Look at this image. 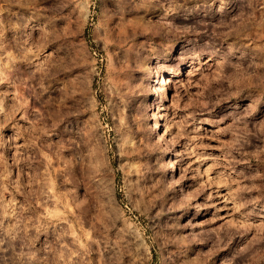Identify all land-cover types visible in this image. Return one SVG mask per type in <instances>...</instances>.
Returning a JSON list of instances; mask_svg holds the SVG:
<instances>
[{"label": "rangeland", "instance_id": "1", "mask_svg": "<svg viewBox=\"0 0 264 264\" xmlns=\"http://www.w3.org/2000/svg\"><path fill=\"white\" fill-rule=\"evenodd\" d=\"M0 264H264V0H0Z\"/></svg>", "mask_w": 264, "mask_h": 264}, {"label": "bare ground", "instance_id": "2", "mask_svg": "<svg viewBox=\"0 0 264 264\" xmlns=\"http://www.w3.org/2000/svg\"><path fill=\"white\" fill-rule=\"evenodd\" d=\"M50 65V64H49ZM49 70V69H48ZM178 71V70H177ZM178 74V73H177ZM21 106V105H20ZM159 122L155 123L154 125V133H156L157 136H160L161 130L159 129ZM170 170V169H169ZM170 174V173H169Z\"/></svg>", "mask_w": 264, "mask_h": 264}]
</instances>
